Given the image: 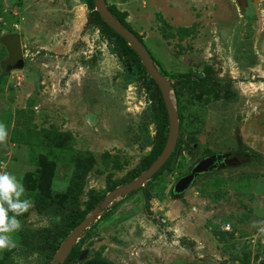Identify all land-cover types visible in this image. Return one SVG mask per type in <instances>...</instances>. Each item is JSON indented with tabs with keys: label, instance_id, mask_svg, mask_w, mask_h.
Returning <instances> with one entry per match:
<instances>
[{
	"label": "rangeland",
	"instance_id": "obj_1",
	"mask_svg": "<svg viewBox=\"0 0 264 264\" xmlns=\"http://www.w3.org/2000/svg\"><path fill=\"white\" fill-rule=\"evenodd\" d=\"M240 1L192 0V39L144 41L170 83L210 66L224 96L177 88L175 160L115 200L78 242L86 258L71 264H264V0ZM86 2L0 0V124L8 130L0 173L22 180L33 205L0 264H51L41 247L69 213L133 182L151 151L141 135H155L145 88L126 81L114 43L88 24ZM207 150L240 153L241 164L174 194Z\"/></svg>",
	"mask_w": 264,
	"mask_h": 264
},
{
	"label": "trees",
	"instance_id": "obj_2",
	"mask_svg": "<svg viewBox=\"0 0 264 264\" xmlns=\"http://www.w3.org/2000/svg\"><path fill=\"white\" fill-rule=\"evenodd\" d=\"M86 3L88 9L90 10V17L88 24L95 26L99 30L98 32H100L104 37L108 38L109 41L114 43L113 46L114 54L120 60H122L126 66V73L124 75V78L126 79L127 82H136V81L141 82L145 88L148 101L150 103V115L148 116V120L150 121L151 124L155 126V135L153 138H151L148 131L141 130V135H143V138H145L146 140L145 142L146 147H151V151L150 154L145 158L142 167L139 168L135 173H133V179H136L155 162V160L161 155L166 145L168 132H169V120H168L167 111L158 86L148 75L138 55L133 51V49L128 45V43L123 38H121L118 34L113 32V30L107 24L104 23L100 15L95 11L94 0H87ZM108 9L113 14V16L118 21H120L123 27L131 31V33H133L138 38L140 43L149 52L151 58L154 61V64L156 65L160 73L165 77L166 69L164 65L147 47V45L143 40V37L139 36L137 33H134V31L126 23L125 21L126 15L118 11L116 7L113 6L112 4H108ZM172 79L173 81L171 82V84L174 90V99L176 102V106L179 105V101H180L179 93L177 90L179 86L186 89L192 88L201 96L212 97L215 101L221 100L224 96L221 94V86L216 80L214 71L210 66H205L204 71L201 73H197L190 70L186 74L172 75ZM177 112H178L179 122L181 123V115L179 113L178 107H177ZM181 143H182L181 138L179 137L176 149L173 152L171 158L162 167V169L151 180H149L146 183V185L156 180L159 176H161L165 171H167L170 168L171 164L175 160L177 151L181 146ZM206 154L207 156L213 155L212 151L210 150H207ZM213 173L203 174L202 176H210ZM110 190H113V188H110ZM135 192L131 193L130 195L134 194ZM99 203H100V198L92 197L90 199V203L87 211L83 213H79L78 211H71L68 215V221H69L68 226L66 228L56 229L54 234L52 235V238L49 241H45L43 243L41 248L48 255L50 260L53 259L55 253L59 249L62 242L66 240L68 235L75 228H77V226L87 217V215L95 207L99 205ZM90 229L91 227L85 233H87ZM82 253L83 251H80L79 244L77 243L64 264H71L72 261L80 260Z\"/></svg>",
	"mask_w": 264,
	"mask_h": 264
},
{
	"label": "water",
	"instance_id": "obj_3",
	"mask_svg": "<svg viewBox=\"0 0 264 264\" xmlns=\"http://www.w3.org/2000/svg\"><path fill=\"white\" fill-rule=\"evenodd\" d=\"M95 11L100 15L105 24H107L113 32L123 38L133 51L138 55L142 65L147 71L150 78L158 86L161 96L167 111L169 120V132L166 145L161 155L155 160V162L144 171L139 177L133 182L123 187L116 188L111 191L97 207H95L87 217L75 228L66 238V240L60 245L59 249L55 253L51 264H64L71 254L73 248L85 234V232L100 218L104 212L110 207L114 206L115 200L129 196L131 193L141 189L146 183L151 180L167 163L171 158L173 152L176 149L178 139L180 136V122L175 105L174 90L170 81L164 77L151 58L147 49L140 43L138 38L131 33L128 29L122 26L113 14L108 9L106 0H94ZM245 4V0L240 1V6ZM17 55L21 58L19 45L16 46ZM22 60V59H21ZM23 62L20 61V67L23 66ZM219 164H215V163ZM241 161L237 157H231L230 154L214 155L206 159L201 160L195 166L192 167L191 172L180 178L174 187V194L179 195L190 189L194 183L196 177L213 172L214 170L226 169L238 167ZM218 165V167H217ZM87 256V252H83L80 260L83 261Z\"/></svg>",
	"mask_w": 264,
	"mask_h": 264
},
{
	"label": "crops",
	"instance_id": "obj_4",
	"mask_svg": "<svg viewBox=\"0 0 264 264\" xmlns=\"http://www.w3.org/2000/svg\"><path fill=\"white\" fill-rule=\"evenodd\" d=\"M122 1V2H121ZM112 5L126 15V23L137 28L144 41L159 38L192 39L196 30L190 24L193 9L199 5L192 0H121ZM192 27V28H191ZM160 31L159 33L157 32ZM136 33V32H135Z\"/></svg>",
	"mask_w": 264,
	"mask_h": 264
},
{
	"label": "clouds",
	"instance_id": "obj_5",
	"mask_svg": "<svg viewBox=\"0 0 264 264\" xmlns=\"http://www.w3.org/2000/svg\"><path fill=\"white\" fill-rule=\"evenodd\" d=\"M7 137L8 130L0 124V142ZM32 206L22 180L9 172L0 173V249L14 247L12 236L22 228L18 217L28 213Z\"/></svg>",
	"mask_w": 264,
	"mask_h": 264
},
{
	"label": "flooded vegetation",
	"instance_id": "obj_6",
	"mask_svg": "<svg viewBox=\"0 0 264 264\" xmlns=\"http://www.w3.org/2000/svg\"><path fill=\"white\" fill-rule=\"evenodd\" d=\"M212 156H214V155H210V156H206V157H204L203 159H206V158H208V157H212ZM230 156L231 157H237L238 159H239V161H241V157H242V155L240 154V153H236V154H230ZM203 159H201V160H203ZM201 160H199L197 163H199ZM196 163V164H197ZM215 164H219V163H215ZM220 165V164H219ZM195 166V165H194ZM217 167H218V165H217ZM219 168V167H218ZM192 170V169H191ZM191 170L189 171V173L191 172ZM215 171H218L217 169L216 170H214L213 172H215ZM213 172H210V173H213ZM188 173V174H189ZM187 174V175H188ZM205 174H209V173H205ZM203 175V174H202ZM186 176V175H185ZM201 176V175H200Z\"/></svg>",
	"mask_w": 264,
	"mask_h": 264
}]
</instances>
